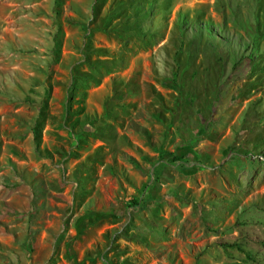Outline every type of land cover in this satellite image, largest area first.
<instances>
[{
	"label": "rangeland",
	"instance_id": "1",
	"mask_svg": "<svg viewBox=\"0 0 264 264\" xmlns=\"http://www.w3.org/2000/svg\"><path fill=\"white\" fill-rule=\"evenodd\" d=\"M58 1L0 0V264H264V0Z\"/></svg>",
	"mask_w": 264,
	"mask_h": 264
},
{
	"label": "trees",
	"instance_id": "2",
	"mask_svg": "<svg viewBox=\"0 0 264 264\" xmlns=\"http://www.w3.org/2000/svg\"><path fill=\"white\" fill-rule=\"evenodd\" d=\"M58 0H55V5H57L58 4ZM98 4V0H94V2H93V5H92V7H91V10H93L94 9V7L96 6ZM210 29V28H209ZM85 31H87V28H85ZM207 35H208V37L211 39V40H213L214 39V34H213V32H207ZM192 36V35H191ZM168 83H167V86H169L170 84V82L171 83H173V80H166ZM191 153H190V151L188 150H184V149H178V151H177V153H176V156H174L173 157V161L175 162V161H179V160H190L189 158V156H191L190 155ZM192 157V156H191ZM192 159V158H191ZM194 160H195V158H194ZM193 159H192V161H194ZM135 206H138V203H136V202H134L133 203ZM109 216H111V212H106V211H97V212H93V213H90V214H87V215H82L79 219H78V223H81L83 220H87L89 223H96V222H98V221H100V220H102V219H104V218H106V217H109ZM77 232H78V229H77Z\"/></svg>",
	"mask_w": 264,
	"mask_h": 264
}]
</instances>
